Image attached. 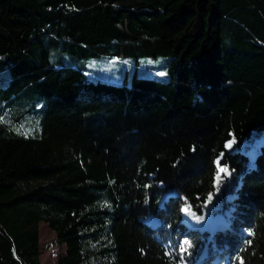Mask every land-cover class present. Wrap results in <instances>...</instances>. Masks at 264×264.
I'll return each mask as SVG.
<instances>
[{
	"label": "trees",
	"instance_id": "1",
	"mask_svg": "<svg viewBox=\"0 0 264 264\" xmlns=\"http://www.w3.org/2000/svg\"><path fill=\"white\" fill-rule=\"evenodd\" d=\"M97 56L168 77L95 81ZM6 71L0 264H42V222L58 264H264V0H0ZM223 168L209 232L184 208L220 198Z\"/></svg>",
	"mask_w": 264,
	"mask_h": 264
},
{
	"label": "rangeland",
	"instance_id": "2",
	"mask_svg": "<svg viewBox=\"0 0 264 264\" xmlns=\"http://www.w3.org/2000/svg\"><path fill=\"white\" fill-rule=\"evenodd\" d=\"M82 65L86 70V73L95 81L111 82L115 84H122L127 79L128 82L133 76L149 79H167L168 69L170 66L169 58H153V57H139L137 60L134 58L126 57H108L97 56L82 60ZM10 77L8 71L0 74V83L7 81ZM262 137V136H261ZM262 139V138H261ZM263 141V140H262ZM260 137H257L253 143L243 147V151L249 155L251 159L260 150ZM232 174L228 179L220 178V190L218 193H222L220 198L216 196L212 198L210 204L202 212H197L190 208V211L201 219L197 220L192 215L187 214L185 211L189 209L188 206L184 208V215L187 217L190 223H205L206 230L209 232L216 228L221 222V215L217 213H226L224 208L220 206L222 197L227 194ZM225 192H222V191ZM225 194V195H224ZM223 195V196H222ZM226 199V197L224 198ZM230 199V196H227ZM152 224H157V221H152ZM40 246H41V263L42 264H58L60 259L66 255V246L58 243L57 235L46 223H40Z\"/></svg>",
	"mask_w": 264,
	"mask_h": 264
},
{
	"label": "snow or ice",
	"instance_id": "3",
	"mask_svg": "<svg viewBox=\"0 0 264 264\" xmlns=\"http://www.w3.org/2000/svg\"><path fill=\"white\" fill-rule=\"evenodd\" d=\"M228 146L231 147V144H229ZM221 171L227 173V169L226 168L221 169ZM185 211L187 212V214L192 215L195 219H197V220L201 219V217L195 216V214L190 211V208L186 209ZM250 242L251 241H249V243ZM184 245H186V247L185 246H181V250L186 252L187 248L190 247L191 245H190V243L188 241H184ZM241 264H242V262H241Z\"/></svg>",
	"mask_w": 264,
	"mask_h": 264
},
{
	"label": "water",
	"instance_id": "4",
	"mask_svg": "<svg viewBox=\"0 0 264 264\" xmlns=\"http://www.w3.org/2000/svg\"><path fill=\"white\" fill-rule=\"evenodd\" d=\"M225 174H226V178L228 179L231 176L232 172L230 170H227V173Z\"/></svg>",
	"mask_w": 264,
	"mask_h": 264
}]
</instances>
